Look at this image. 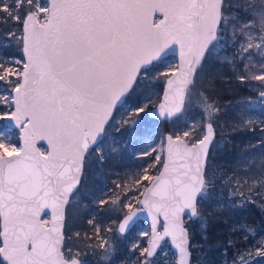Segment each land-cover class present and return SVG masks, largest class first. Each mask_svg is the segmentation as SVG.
I'll return each instance as SVG.
<instances>
[{
    "label": "snow or ice",
    "instance_id": "obj_1",
    "mask_svg": "<svg viewBox=\"0 0 264 264\" xmlns=\"http://www.w3.org/2000/svg\"><path fill=\"white\" fill-rule=\"evenodd\" d=\"M0 49L19 53L0 59V264H111L103 231L126 237L145 212L152 230L141 233L146 246L132 244L135 264H161L169 244L172 264H192L191 224L210 198L264 207V139L258 167L242 157L218 171L209 151L224 131L219 95L233 82L258 92L264 111V0H0ZM161 78L162 99L136 95ZM149 113L170 125L159 147L139 153L146 159L120 192L95 201L118 227L102 230L94 215L91 234L74 230L89 158L103 165L114 125ZM239 230L222 245L224 264H264V236Z\"/></svg>",
    "mask_w": 264,
    "mask_h": 264
},
{
    "label": "trees",
    "instance_id": "obj_2",
    "mask_svg": "<svg viewBox=\"0 0 264 264\" xmlns=\"http://www.w3.org/2000/svg\"><path fill=\"white\" fill-rule=\"evenodd\" d=\"M230 53L231 48L229 47L221 55H229ZM12 55L18 56L19 53L14 52L12 49L6 51L0 49V59ZM254 58L259 59L255 55ZM252 83L258 82L252 81ZM164 86L163 78H161L159 81H153L138 89L140 90L138 95L141 96L147 93L153 101H158L161 99ZM256 100H259V93L244 87L239 81L233 82L230 88H225L220 93L219 103L223 106V110L219 119L220 123L224 125V131L221 133L218 129L216 146H211L210 149L211 155L215 157V162L220 165L218 171L231 172L237 159L242 157L255 167L260 165L261 154L258 149L260 141L264 139V136H261V131L264 129V111H261L259 107L252 106L256 103ZM154 106L156 104L150 105V107ZM194 114L190 110L186 115L191 118ZM169 127L170 125L163 120L155 119L149 114L147 116L141 114L140 123L135 126L131 123L125 124L119 127L117 131V126L114 125L109 140L105 143L106 153L109 155L108 161L100 165L95 159L94 164H97L95 171L92 172L88 168L85 171V183L82 187L93 186L95 188L90 189L80 200V209L75 207L77 217L79 210L81 213L79 216L80 223L75 230L81 231L82 234L85 231L91 234L92 225L88 223V217L94 215H98L102 230L117 228V214L105 211L109 206L108 204L102 206L96 204V198L101 197V194H99L101 189L96 188V184L89 181V173H91L94 181L96 177L103 180L108 176L112 180V177L120 176L116 172L110 174L112 170H117L120 174L122 172L135 173L146 159L141 157L139 153L147 148L149 144L152 145L157 139H162ZM222 137H227V143H223L221 147ZM112 147H115V152L108 151ZM156 167H159V165H156ZM149 171L154 172L155 168H151ZM241 171H243V168ZM129 176L131 175H126V177ZM86 178H88L87 181ZM121 184L123 185L124 181ZM220 186H222V183L218 185V187ZM112 189H115V187H110L107 192L111 194ZM115 191L120 192L121 189L117 188ZM124 211L126 212L128 209ZM201 224H203V228ZM240 225L255 230L257 235L253 238L260 237L264 232L262 231L264 230V207L261 206L259 198L255 203H247L243 208L231 207L227 192L224 193L223 199H218L216 196L210 198L204 206L202 221L191 226L196 245L192 250V264H223L226 259H231V251L229 250L226 256L222 251V245L230 237V234L231 238L237 240L244 235V232L239 230ZM234 228L238 230L233 232ZM103 235L106 239L114 241L113 238L119 233L103 231ZM202 237H206V239H202ZM114 246V254L121 253L123 257L127 255L129 244L126 239L118 237ZM106 247L107 245L97 248V251L103 252Z\"/></svg>",
    "mask_w": 264,
    "mask_h": 264
},
{
    "label": "rangeland",
    "instance_id": "obj_3",
    "mask_svg": "<svg viewBox=\"0 0 264 264\" xmlns=\"http://www.w3.org/2000/svg\"><path fill=\"white\" fill-rule=\"evenodd\" d=\"M138 93H140V90H137V94H136L137 96H139ZM133 99L135 100V97ZM255 106L261 108L260 105H259V100L258 101L256 100ZM123 111H124V108L121 110V114H123ZM160 141H161V139H159V140L157 139L156 141L153 142L152 145L153 146H156L158 148L159 147V144H160ZM154 155H156V153H153V156ZM94 162H95V157L94 156L93 157H90L89 160H88V162L85 165V171L88 168L89 170H91L92 172H94L95 171V168H96V165H97L96 163L94 164ZM115 172H116V174H119L120 176L119 177H112V180H110L108 178V176H106L103 180H100L98 177H96L95 178V181H94V179L92 178L91 173H89V175H88L89 177L88 178H89V181L90 182L96 184V188H98V189L104 188L106 190L105 193H107V195H111L109 192H107V191H109V188L110 187H115V189H117V187H116L117 183L121 184L122 181H124V184L127 183L131 176L126 177V175L127 174L132 175L130 173H125V172H122V174H120V172H118L117 170L116 171L115 170L110 171V174H114ZM88 178H86V181L88 180ZM84 179H85V175H84ZM82 185L80 187V189H81V195L78 196L76 198L75 202H74V207H77L78 209H80V200L83 198V196L86 193H88V191L90 189L95 188L93 186L92 187H82ZM129 195H131V193H129ZM138 206L139 205L138 204H135V202H134V208H136ZM75 212H76V208H75ZM80 214L81 213H80V210H79L78 217H77V219L75 220V222L73 224V229L74 230L78 227V225L80 223V217H79ZM117 225H118V223H117ZM193 225H194V223L191 224V226H193ZM145 231L148 232L146 230V228H142V226L139 225L135 229V231H133L131 233V235L129 236V253L127 254V261H124L123 260V261L118 262V264H135L136 257L139 254H137L138 252H135L134 253V252L130 251V249H131L133 243H141V244H144L146 246V243L148 241V237L141 235V233L142 232H145ZM261 236H264V232L261 234ZM251 238L252 239H259L260 237H256V238L251 237ZM113 243H115V242L113 241ZM173 252L174 251L172 250L170 244L168 246H165L164 253H166V255L162 253L158 257V259L161 262V264H172V261L175 259V257L173 256ZM100 253H104V251L103 252H100ZM113 253L111 254V256L109 258L110 259V262H112L113 259H114ZM228 260H230V259H228ZM93 262H94V264H108V262H106L105 260H103L101 257H96L95 259H93Z\"/></svg>",
    "mask_w": 264,
    "mask_h": 264
},
{
    "label": "flooded vegetation",
    "instance_id": "obj_4",
    "mask_svg": "<svg viewBox=\"0 0 264 264\" xmlns=\"http://www.w3.org/2000/svg\"><path fill=\"white\" fill-rule=\"evenodd\" d=\"M101 193H99V194H101V196H104L105 195V189L104 188H101ZM142 198V197H141ZM97 204V203H96ZM138 207H140V206H138ZM138 207H136V208H138ZM136 208H134V209H136ZM133 209V210H134ZM139 225H141L142 226V228H146V230L150 233V226L146 223V222H144V221H139V222H137L135 225H134V227L131 229V231L126 235V237L124 236V235H121V234H119V235H116L115 237H116V239H114V242L117 240V238L119 237V238H121V239H126L127 241H128V244H129V236L131 235V233L133 232V231H135V229L139 226ZM117 227H118V225H117ZM128 253H129V250H128ZM127 253V254H128ZM137 254H139V253H137ZM115 256H117V257H115ZM113 257H114V259H113V261L111 262V264H118V262H120V261H127V255L125 256V257H123L122 256V254L121 253H119V254H114L113 253ZM95 259V258H94ZM93 264H94V262H93Z\"/></svg>",
    "mask_w": 264,
    "mask_h": 264
},
{
    "label": "water",
    "instance_id": "obj_5",
    "mask_svg": "<svg viewBox=\"0 0 264 264\" xmlns=\"http://www.w3.org/2000/svg\"><path fill=\"white\" fill-rule=\"evenodd\" d=\"M164 89H165V86H164ZM164 89H163V93H162L161 99L163 98ZM154 107H157V108H158V105H156V106H154ZM149 115H150L151 117L155 118V119H159V117H158L155 113H149ZM159 120H161V119H159ZM210 149H211V146H210ZM210 149H209V151H210ZM141 199H142V198H141ZM138 208H139V207H138ZM134 210H135V209H134ZM139 221H144V222H146V223L150 226V232H151V230H152V229H151L152 221H151V217H148L146 212H145V213H142V214L139 215V220H138L137 222H139ZM157 227L159 228V224L157 225ZM127 234H128V233H127ZM172 250L174 251V249H172ZM190 259H191V261H192V255H191Z\"/></svg>",
    "mask_w": 264,
    "mask_h": 264
}]
</instances>
